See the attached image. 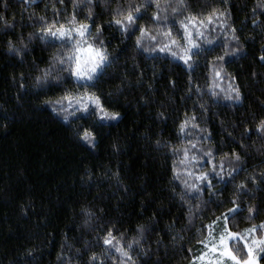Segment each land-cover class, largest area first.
<instances>
[{"label":"clouds","instance_id":"clouds-1","mask_svg":"<svg viewBox=\"0 0 264 264\" xmlns=\"http://www.w3.org/2000/svg\"><path fill=\"white\" fill-rule=\"evenodd\" d=\"M13 3L17 4L15 9ZM229 3L207 0L206 9L194 10L192 0H0V54L14 59L20 67L18 74L9 77L13 86L22 81L19 94L35 96L39 105L49 108L56 119L69 126L71 135L93 152L100 144L98 129L107 130L123 119L118 104L124 108L131 104L134 110L153 104L154 83L138 71L142 59L153 61L149 64L152 76L161 71L154 63L157 59H178L189 68L204 66L202 76L188 74L180 93L181 103L188 99L189 110L175 125V139L166 138L159 129L155 136L147 131L140 135L159 153L172 156L166 190L170 200L183 210L177 233L199 223L195 237L200 241L217 243L231 230L247 235L252 245L253 226L255 236H264V112L245 107L241 88L227 67L229 58L238 57L245 47L234 27ZM246 4L242 22L250 20L252 29L261 30L264 41V0H246ZM244 38L251 39L252 33H245ZM251 75L255 79L257 74L253 71ZM142 83L147 92H140L138 100L130 99L132 90ZM168 88L176 90L171 76ZM19 94H14L17 104L21 103ZM162 96L154 105L158 123L167 119L169 107L176 104L167 89H162ZM94 99L104 105L103 114ZM257 100L264 106V99ZM221 101L226 102L231 115L222 116L215 110ZM210 109L221 133L235 141L239 150L217 153L209 128ZM219 144H224L223 135ZM107 147L119 156L124 144L118 135L110 134ZM108 172L123 188L119 172ZM85 173L92 176L89 168ZM31 206L30 200L22 203L21 214L27 215ZM209 209L205 218L203 214ZM104 211L99 204L88 202L72 210L73 219L77 213L80 217L77 230L91 232L96 242V249L89 251L83 264H142L149 257L152 264H162L161 249L166 253V246L158 234L149 240L157 222L155 215L142 214L131 228L121 229L115 221L110 222L106 231L111 230L110 243L105 244V234L95 230ZM237 237H231L229 243L243 257L244 247ZM186 239L174 237L173 248ZM61 240L54 264H82L66 251V245L75 253L81 248L69 244L63 234ZM82 243L89 247L88 239ZM259 246L264 243L254 248ZM255 253L260 256V252ZM168 264L190 261L181 256L169 259Z\"/></svg>","mask_w":264,"mask_h":264},{"label":"trees","instance_id":"trees-1","mask_svg":"<svg viewBox=\"0 0 264 264\" xmlns=\"http://www.w3.org/2000/svg\"><path fill=\"white\" fill-rule=\"evenodd\" d=\"M191 6L194 10L206 9L208 4L207 0H192ZM16 7L17 4L13 3L12 8ZM229 10L245 47L238 57L229 58L227 67L241 88L245 107L251 106L257 113L264 112V106L257 100V97L264 99V91L261 90L264 89L261 30L252 29L250 20L242 22L247 11L246 0H230ZM247 32L252 33L251 39L244 38ZM150 63L153 61L142 59L138 71L146 80L151 77L154 83L153 104L147 107L140 105L138 110H134L131 104L127 108L118 104L123 119L112 128L98 129L100 144L93 152L74 138L69 126L56 119L49 108L39 105L35 96L19 94L22 81L13 86L9 77L18 74L20 67L14 59L0 54V261L3 264H54L63 242L61 234L67 237L69 244L81 248L80 253H75L66 245V251L83 264L89 251L96 249L91 232L77 230L79 214L75 219L72 216V210L83 202L104 208L99 223L95 225V230L101 235L106 233L110 222L115 221L121 229L131 228L142 214L155 215L157 222L149 240H154L158 234L166 246V253L161 249L162 264L181 256L190 264H199L198 259L193 258L205 252L206 243L195 237V228L201 225L196 223L179 233L176 231L181 228L184 217L183 210L170 200L166 190L167 178L172 175V156L153 149L140 133L147 131L155 136L159 129L166 138L175 139V125L189 110L188 99L181 103L180 93L186 86L188 74L202 76L204 66L189 68L178 59H157L154 63L160 65L161 71L152 76ZM253 71L257 74L255 79L251 75ZM170 76L176 84L174 92L168 88ZM162 89L172 92L176 104L169 107L167 119L158 123L154 118V105L155 101L163 99ZM140 92H147L143 83L139 89L132 90L130 99L138 100ZM14 94L20 95V104L16 103ZM215 110L222 116L231 115L223 101ZM211 113L212 109L209 110V128L217 153L232 148L239 150L235 141L221 133L216 117ZM110 134L118 135L123 141L124 149L119 156L113 155L107 147ZM222 135L224 144L220 145ZM251 162L249 158V164ZM85 168L91 169L90 178ZM108 169L119 172L123 188L110 178ZM204 191L207 193L206 188ZM29 200L32 206L27 208V215H22L20 205L27 204ZM208 211L210 209L203 214L205 218ZM203 231L207 234L208 229ZM254 231L256 233L257 229ZM178 236H186L187 239L174 249L171 242ZM84 239L89 240L87 248L82 243ZM238 239L244 246V242ZM258 263L264 264V251L260 252ZM142 264H152L151 257L144 259Z\"/></svg>","mask_w":264,"mask_h":264},{"label":"snow or ice","instance_id":"snow-or-ice-1","mask_svg":"<svg viewBox=\"0 0 264 264\" xmlns=\"http://www.w3.org/2000/svg\"><path fill=\"white\" fill-rule=\"evenodd\" d=\"M261 59H264V55H261ZM94 103L99 108L100 112L103 114L106 109L104 108V105L100 103L98 100L94 99ZM115 115V113H113ZM87 131V130H85ZM83 135V133H82ZM261 227L264 228V223L261 224ZM255 230V226L252 227L251 231ZM110 231L105 233L104 243L108 244L110 243L109 235ZM248 231L247 229L245 230ZM239 236L241 240H244V236H241L238 233H234L231 230L228 231L227 235H222L217 243L214 244H208V250L210 253H218V255L215 258H212L209 260V264H222V261L230 260L234 262V264H258L256 253L254 252V246H258L262 243H264V236L257 238H253L252 245H249L247 242L244 243V251L245 255L241 257L237 254V252L231 247L229 243V239L231 237H237ZM201 243H207V241H200ZM208 257L204 252H201L199 257H194L193 259H200L204 260Z\"/></svg>","mask_w":264,"mask_h":264},{"label":"rangeland","instance_id":"rangeland-1","mask_svg":"<svg viewBox=\"0 0 264 264\" xmlns=\"http://www.w3.org/2000/svg\"><path fill=\"white\" fill-rule=\"evenodd\" d=\"M238 238H240V237H237V239ZM253 238H257L258 239V237L255 236V231H253ZM242 241L244 243L247 242L248 244H250V241L248 240L247 235L244 236V240H242ZM208 244L209 243H206L205 252H204L208 258L207 259H204V260L198 259V263L199 264H209V260L212 259V258H215L218 255V253H210L209 252L208 246H207ZM261 248H263V246L256 247L253 250H254V252H261ZM258 258H259V256L257 257V260H258ZM230 263H234V262H232L230 260H227L226 258H225L224 261H222V264H230Z\"/></svg>","mask_w":264,"mask_h":264}]
</instances>
